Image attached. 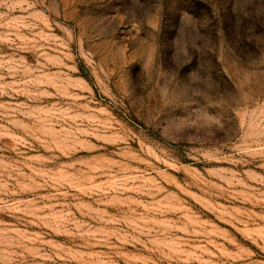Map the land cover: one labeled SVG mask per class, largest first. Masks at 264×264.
<instances>
[{"label": "rangeland", "instance_id": "obj_1", "mask_svg": "<svg viewBox=\"0 0 264 264\" xmlns=\"http://www.w3.org/2000/svg\"><path fill=\"white\" fill-rule=\"evenodd\" d=\"M0 264H264V0H0Z\"/></svg>", "mask_w": 264, "mask_h": 264}]
</instances>
